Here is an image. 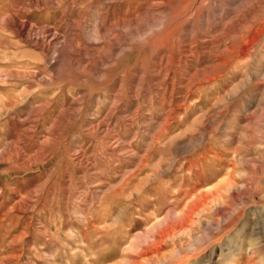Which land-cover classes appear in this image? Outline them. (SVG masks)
<instances>
[{
    "label": "rangeland",
    "instance_id": "obj_1",
    "mask_svg": "<svg viewBox=\"0 0 264 264\" xmlns=\"http://www.w3.org/2000/svg\"><path fill=\"white\" fill-rule=\"evenodd\" d=\"M240 2L0 0V264H264V37L222 65L210 29Z\"/></svg>",
    "mask_w": 264,
    "mask_h": 264
},
{
    "label": "bare ground",
    "instance_id": "obj_2",
    "mask_svg": "<svg viewBox=\"0 0 264 264\" xmlns=\"http://www.w3.org/2000/svg\"><path fill=\"white\" fill-rule=\"evenodd\" d=\"M241 0H238V4ZM249 0H242V2H240V5L238 6L239 9L244 6H247L246 3ZM245 3V4H244ZM260 3H262V6H264V0H253V2L250 4V7L247 6L249 11H254L255 14H258L260 11ZM238 7L233 8V9H229L226 13L224 12V14L220 17V18H216L219 20V22L217 24H213L210 26V29L212 31H220L221 26L225 25H231V30L230 32L225 36L222 37L220 36L219 40L217 41V45L218 48H221L220 51V55H221V62L222 65H229L232 62V57L231 56H225L227 52L232 53L233 51L235 52L237 50L236 47V42L233 40L234 37H239L240 39L242 38L243 41V46L239 49V58L240 57H245L251 54L252 52V48L259 43L260 39L264 37V12L261 13L263 17L260 18V20L258 21V25L256 26V28H254L252 31H242V29L238 28L239 25V21L237 20V10ZM246 8V9H247ZM248 10L246 11L245 9L243 10V14H242V18L245 21L249 20V13ZM240 15V14H239ZM253 28V27H252ZM210 30V31H211ZM209 33V32H208ZM206 36H204V41H202L201 43V49L203 50L204 48H206L207 46H209L210 44L214 43L213 42V38L212 35H210V33ZM238 34V35H236ZM204 52V50H203ZM235 58V57H234ZM213 62V61H212ZM261 73L256 74V77L259 76H264V72L260 71Z\"/></svg>",
    "mask_w": 264,
    "mask_h": 264
}]
</instances>
